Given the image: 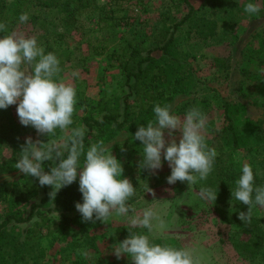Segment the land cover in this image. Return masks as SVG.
I'll return each mask as SVG.
<instances>
[{
	"label": "rangeland",
	"instance_id": "1",
	"mask_svg": "<svg viewBox=\"0 0 264 264\" xmlns=\"http://www.w3.org/2000/svg\"><path fill=\"white\" fill-rule=\"evenodd\" d=\"M247 2L0 0V22L7 26L0 38L15 32L17 36L35 37L42 46L52 39L51 34L63 36L56 43L68 58L64 72L56 78L77 89L74 126H82L80 119L85 115L100 118L102 111L95 109L100 100L107 102L110 108H121L122 99L128 93L123 88L124 79L119 70L109 67L105 58L88 56L86 51L87 41L108 37L98 26L102 13H112L122 19L121 34L117 32L115 45L120 43L122 32L129 37L136 36L142 42L144 54L152 49L154 61L172 70L169 76L173 82L181 80L184 92L166 93L170 96L168 105L178 117H183L193 106L208 117L204 134L208 147L215 148L217 157L213 173L202 183L217 190L213 205L203 204L195 195L201 184L190 186L187 181L168 184L171 169L163 156L161 169L142 170V145L132 139L135 132L120 131L107 140L94 138L96 134L92 132L86 134V139L88 145H105L121 162L122 178L129 179L137 188L136 196L130 201L137 210L147 206L141 199L143 195L147 204L157 201L153 206L168 223L163 240L173 246L198 249L205 264H264V210L254 209L251 223L244 224L239 214L247 213L248 206L233 203L231 194L243 162L251 164L254 172L261 173L256 183L264 184V0H257L262 10L251 18L244 14ZM71 9L75 10L71 12ZM190 9L191 16L179 24ZM21 13L30 17L26 24L18 23ZM69 19L77 20L80 26L68 22ZM174 25L178 28L173 32ZM171 33H174L175 43L169 54L163 56L156 49ZM73 71H78V77L71 76ZM142 98L141 94L130 96L135 110L140 108ZM82 101L83 108L79 106ZM222 102H229L237 113L240 141L236 149H231L219 135L224 127ZM16 108L17 105H11L0 110V129H15L0 144V223L6 213L4 199L16 185L30 179L15 169L26 140L47 143L62 135L57 130L55 137H48L30 126H22ZM181 135L179 130H175L173 136L166 131V146L173 138L178 143ZM52 166V161L45 162L46 170L50 171ZM71 185L76 188L71 200L62 188L51 196L48 207L40 210L48 226H35L39 220L34 219L8 227L14 244L3 247L0 264H133L128 256L117 259L111 251L119 243L115 230L128 225L118 219L108 224L84 221L75 207L83 202L78 179ZM148 188L150 191L146 192ZM46 189L50 194L53 191L51 186ZM34 192L29 202L37 204L43 192L38 188ZM20 211L26 217L29 206L23 204ZM84 248L89 250L91 259L79 254Z\"/></svg>",
	"mask_w": 264,
	"mask_h": 264
},
{
	"label": "clouds",
	"instance_id": "2",
	"mask_svg": "<svg viewBox=\"0 0 264 264\" xmlns=\"http://www.w3.org/2000/svg\"><path fill=\"white\" fill-rule=\"evenodd\" d=\"M261 10L257 0H248L244 14L251 18ZM29 19L27 13H21L18 23L26 24ZM6 27L0 22V33L5 32ZM60 72L59 57L55 52H46L35 37L17 36L13 32L0 38V110L17 105L22 126H30L48 137H55L57 130L62 133L47 143L27 139L15 169L28 178H36L41 186H51L53 197L78 179L83 202L75 207L84 221L108 224L118 219L128 225L129 236L111 249L117 259L126 255L133 264H205L198 249L173 246L163 240L168 223L153 206L157 201L147 204L143 195L141 199L147 206L139 210L130 203L137 188L129 179L122 178V164L108 147L97 143L86 147L87 129L74 126L77 89L71 83L58 80ZM78 75V71L71 73L73 78ZM152 111L154 121L140 125L132 138L142 145L140 168L161 169L163 156L171 169L168 184L177 181H187L190 186L201 184L195 195L203 204L213 205L217 190L202 183L213 173L217 157L215 148L208 147L204 134L207 115L193 106L183 117H178L170 105L158 103L153 105ZM175 130L182 134L179 142L173 138L166 146L165 132L173 136ZM47 161H52L53 166L45 172ZM260 175L251 164L243 162L231 188L232 202L248 206L247 213L239 214L244 224L251 223L254 209L264 210V184L256 183ZM158 238L161 242H156ZM79 254L91 259L87 248L81 249Z\"/></svg>",
	"mask_w": 264,
	"mask_h": 264
},
{
	"label": "trees",
	"instance_id": "3",
	"mask_svg": "<svg viewBox=\"0 0 264 264\" xmlns=\"http://www.w3.org/2000/svg\"><path fill=\"white\" fill-rule=\"evenodd\" d=\"M75 10V9H74ZM71 9V12L74 11ZM190 9L188 15L179 23L181 24L187 20L191 15ZM205 21L204 19H198ZM122 19H117L112 13H102L98 20L99 29L108 34V37L96 39L94 41H87L85 45L88 56L95 58H105L109 67H114L119 70L124 79L123 88L128 93L122 99L121 108L114 109L108 106V103L100 100L96 103L95 109L101 112L100 118H94L85 115L80 119V123L87 129L86 134H93L94 138L100 140H107L115 133L120 131L136 132L140 125L146 126L150 121H154V113L152 111L154 104L161 106L168 105L170 96L166 93L177 94L183 93L184 87L181 80L173 82L170 78L172 70L167 69L157 64L152 58V49L146 51L142 48V42L136 39V36L129 37L122 32L120 36V43L115 45V36L117 32H121ZM68 22H75L78 26L80 23L77 20L69 19ZM178 25L173 26V32L176 31ZM125 32V31H124ZM121 34V33H120ZM174 33H171L164 42L157 47V52L163 56L169 54L170 47L175 43ZM52 39L46 40L42 47L46 52H55L61 61V72H64V65L68 58L64 52L57 45L56 40L63 38L60 34H51ZM113 39V40H112ZM114 63L115 65H111ZM146 87V89H145ZM141 94L143 96L140 108L135 110L131 105L130 96ZM82 103L79 106L83 108ZM222 117L224 127L220 132V138L226 140L231 149H236L239 146V135L236 128L237 113L235 108L229 102L221 103ZM84 112V109H83ZM15 131L10 127L0 129V144ZM14 133V132H13ZM85 145L87 147L88 140L85 137ZM58 164L59 161L56 160ZM45 172L48 170L44 169ZM38 188L43 192V198L39 203H30L29 200L35 194V189ZM75 187L70 185L63 188V191L68 200H71V195L75 194ZM51 201V195L48 193L46 186H41L36 178L28 179L24 184H19L14 187L9 196L4 199L6 204V213L0 223V254L4 246L7 244H14L13 237L8 233L7 229L11 225H23L30 223L34 219L39 220L35 222V226H48V220L40 211L48 207ZM69 203V201H66ZM23 204L29 206V213L23 217L20 208ZM117 241L120 243L129 236L127 226L118 227L115 230Z\"/></svg>",
	"mask_w": 264,
	"mask_h": 264
}]
</instances>
